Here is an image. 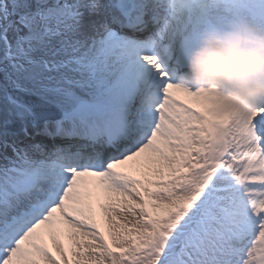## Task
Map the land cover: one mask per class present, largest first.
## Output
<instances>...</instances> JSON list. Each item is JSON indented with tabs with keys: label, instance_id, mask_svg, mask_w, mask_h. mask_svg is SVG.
Wrapping results in <instances>:
<instances>
[{
	"label": "snow or ice",
	"instance_id": "snow-or-ice-1",
	"mask_svg": "<svg viewBox=\"0 0 264 264\" xmlns=\"http://www.w3.org/2000/svg\"><path fill=\"white\" fill-rule=\"evenodd\" d=\"M0 29L16 69L73 53L48 141H0V264H264V0H0Z\"/></svg>",
	"mask_w": 264,
	"mask_h": 264
},
{
	"label": "rangeland",
	"instance_id": "rangeland-1",
	"mask_svg": "<svg viewBox=\"0 0 264 264\" xmlns=\"http://www.w3.org/2000/svg\"><path fill=\"white\" fill-rule=\"evenodd\" d=\"M20 35H24V31H21ZM16 44L17 34L14 31L8 30L5 33L3 29H0V72L2 73L0 79V141L29 145L36 141H30L28 135H25V131L29 134L30 129L23 126L22 120L26 121L30 113H26L23 116L18 115L16 110L6 100V89L14 87L13 82L19 81L24 89H29L41 98L52 102L51 96L46 90L47 86L54 75L56 64L73 54L72 45L71 41L66 42L62 37H51L42 45H37L36 50L30 53L36 63L29 64L25 62L22 69H16L13 68L7 59H4L8 46L11 45L15 49ZM20 119L22 120L20 121ZM18 135L23 137H17ZM21 138H23L21 141H17ZM123 171L125 172L126 168ZM91 185H93V191H96L99 198V191L94 184L90 183L88 190L91 191L89 188Z\"/></svg>",
	"mask_w": 264,
	"mask_h": 264
},
{
	"label": "bare ground",
	"instance_id": "bare-ground-1",
	"mask_svg": "<svg viewBox=\"0 0 264 264\" xmlns=\"http://www.w3.org/2000/svg\"><path fill=\"white\" fill-rule=\"evenodd\" d=\"M50 41V40H49ZM71 40L69 39V40H67L66 42H70ZM50 43H51V41H50ZM65 59H67V58H65ZM3 141V140H2ZM131 163V162H130ZM124 167V168H123ZM126 168V173H128V174H130V175H133V176H135V177H137V178H141V179H143L144 178V172L146 171V169L143 167V166H135V167H131V166H129V165H125V166H121V167H119L118 169H119V171H123L124 169ZM117 169V170H118ZM90 189H91V193H92V202H93V204H94V206L97 204V202H98V197H97V193H96V191H93L94 190V187H93V185H91L90 187H89ZM98 218H99V214H98ZM60 239L64 242V244H65V246L67 247V245H68V243H69V241H68V238H67V235H66V233H64V232H61V234H60ZM44 240H45V243H47L48 244V246L50 247V248H52V250H53V254H55V249L53 248V246H52V243H51V239L47 236V235H45L44 236Z\"/></svg>",
	"mask_w": 264,
	"mask_h": 264
},
{
	"label": "water",
	"instance_id": "water-1",
	"mask_svg": "<svg viewBox=\"0 0 264 264\" xmlns=\"http://www.w3.org/2000/svg\"><path fill=\"white\" fill-rule=\"evenodd\" d=\"M10 92L13 95L18 96L19 98H21L25 103H28L27 101H38L39 98L36 97L35 95H33L30 92L24 91V92H18L15 89H11Z\"/></svg>",
	"mask_w": 264,
	"mask_h": 264
},
{
	"label": "clouds",
	"instance_id": "clouds-1",
	"mask_svg": "<svg viewBox=\"0 0 264 264\" xmlns=\"http://www.w3.org/2000/svg\"><path fill=\"white\" fill-rule=\"evenodd\" d=\"M195 72H196V69H195L194 65L190 63V65L188 67V73H189L190 77H194Z\"/></svg>",
	"mask_w": 264,
	"mask_h": 264
}]
</instances>
